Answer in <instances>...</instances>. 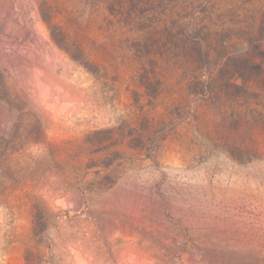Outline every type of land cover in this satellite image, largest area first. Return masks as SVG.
<instances>
[{
	"label": "rangeland",
	"instance_id": "obj_1",
	"mask_svg": "<svg viewBox=\"0 0 264 264\" xmlns=\"http://www.w3.org/2000/svg\"><path fill=\"white\" fill-rule=\"evenodd\" d=\"M0 73V264H264V0H0Z\"/></svg>",
	"mask_w": 264,
	"mask_h": 264
},
{
	"label": "trees",
	"instance_id": "obj_2",
	"mask_svg": "<svg viewBox=\"0 0 264 264\" xmlns=\"http://www.w3.org/2000/svg\"><path fill=\"white\" fill-rule=\"evenodd\" d=\"M52 23V22H51ZM63 37H66L67 39H69V40H72V42L76 45V47H78V48H80V49H82L83 47H84V38L83 39H81L80 37L78 38L77 36H76V39L75 38H73L72 36H70L69 34H63ZM51 38H52V40L55 42V44H57V45H61L60 43H61V40L60 39H58V38H56V36L54 35V34H51ZM65 43V42H64ZM61 49L62 50H65V51H68V50H66V48H64V46H63V48H62V46H61ZM3 74L2 73H0V89H1V91H2V94H3V96L2 97H4L3 98V100L5 101V102H7L8 104H11V96H10V94L8 93V88H7V84H6V82H5V80L3 79V76H2Z\"/></svg>",
	"mask_w": 264,
	"mask_h": 264
}]
</instances>
